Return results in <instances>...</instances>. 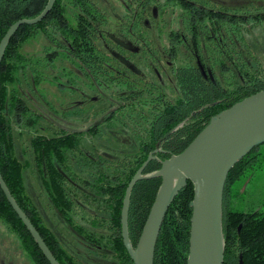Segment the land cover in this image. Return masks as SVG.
Instances as JSON below:
<instances>
[{
    "label": "trees",
    "instance_id": "obj_1",
    "mask_svg": "<svg viewBox=\"0 0 264 264\" xmlns=\"http://www.w3.org/2000/svg\"><path fill=\"white\" fill-rule=\"evenodd\" d=\"M114 1L125 12L120 30L132 40L137 35L146 42L143 57L151 59L157 53L153 42L172 52L177 64L174 102L153 86L152 93L145 95L149 87L141 86L142 79L119 69L121 63L104 42L110 40L102 31L114 18L105 0H55L42 21L18 28L0 63V172L60 264H97V258L134 264L123 244V198L158 140L169 133L130 196L128 232L133 247L161 185V176H152L161 168V160L182 152L214 115L264 89V58L250 40L253 31L264 32V0H239L235 6H218L210 0H143L145 12L157 6V19L134 18L128 14V1ZM47 3L0 0V41L12 24L38 16ZM148 18L156 35L141 24ZM38 46L40 53L32 52ZM77 90L97 96L90 103L98 110L83 120L94 123L88 130H52L37 108L50 99H44L43 93L73 95ZM48 105L54 109L55 105ZM102 116L104 120L95 124ZM17 132L30 136L29 147L53 206L76 235L101 249L85 247L83 239L68 228L75 237L71 244L85 247L82 256L45 223L26 191L27 164L17 155ZM117 133L128 134L132 145H122ZM263 168L264 143L238 161L227 176L223 264H241V260L264 264V212L234 210L232 202L239 190L234 185ZM193 196L194 185L188 180L163 220L154 264H187ZM0 222L16 235L33 264H50L1 186Z\"/></svg>",
    "mask_w": 264,
    "mask_h": 264
},
{
    "label": "water",
    "instance_id": "obj_2",
    "mask_svg": "<svg viewBox=\"0 0 264 264\" xmlns=\"http://www.w3.org/2000/svg\"><path fill=\"white\" fill-rule=\"evenodd\" d=\"M55 0H48L45 9L31 19H20L10 26L0 41V63L5 49L18 28L36 24L52 9ZM264 143V89L234 103L214 115L208 124L179 154L161 162L152 176H161L148 217L136 247L128 232L130 196L134 185L143 178V171L153 158L151 153L130 180L121 210L123 244L134 264H154L157 239L168 209L188 180L194 185L190 203V237L187 264H223V194L230 170L254 147ZM0 186L9 203L37 242L50 264H60L39 231L9 191L0 172ZM241 264H243L241 260Z\"/></svg>",
    "mask_w": 264,
    "mask_h": 264
},
{
    "label": "rangeland",
    "instance_id": "obj_3",
    "mask_svg": "<svg viewBox=\"0 0 264 264\" xmlns=\"http://www.w3.org/2000/svg\"><path fill=\"white\" fill-rule=\"evenodd\" d=\"M214 2L222 3L227 6H235L241 3L239 0H214ZM106 3L114 15L113 20L111 19L112 25H109L106 29L107 34L109 30L110 37L118 42V44L124 46L123 41H125L126 44V42L129 40L115 37V32L113 31L115 29V25L123 20V17L118 15V13L122 14L120 12L121 8L118 10V3L114 0H107ZM114 5L116 6L115 8ZM250 40L253 43V46L262 54L264 58V32L260 29L253 31L250 35ZM129 45L130 43H127V46ZM40 49L41 47L38 46L35 50L32 49V52L39 54ZM112 52L120 59L125 60V57L118 54L115 50H112ZM54 90L57 91V89ZM43 94V98H50V102L48 100H44V107L42 105L36 107L38 110L40 109L39 111L42 114L45 115V124H49L52 130H54L55 127H70L71 130L80 129L78 126L71 124L67 118V115L69 116L71 113L66 111L68 108L66 106H60L61 104L65 103L68 98H70V100L75 98V94L70 95L69 91L64 93H50L48 96L47 92ZM66 96H68V98H66ZM39 99L41 98L39 97ZM70 100H68L67 103ZM57 102L61 104H58ZM48 103H50V105H55L53 106L54 109L48 107ZM36 105H38V103ZM75 105L77 107L80 106L79 101H77V103H70V107H74ZM65 112L66 114H64ZM87 125H85L83 128H85ZM15 135L17 155L23 163L27 164V168L24 169V183L26 186V191L29 193L36 205L40 208L45 223L52 228L61 241H63L67 247H71L76 253L85 256L84 253L81 252V250H85V247L82 244L77 247L78 249L71 244V241H74L75 237L68 230L70 226L64 222L60 216L55 214L47 204L48 195H46V190L43 186L40 173L34 161V155L32 154L31 148L29 147V134H27V132L23 134L17 132ZM121 138L122 143L127 144V142H130L128 137ZM234 188L239 189L237 192V197L235 196L232 199L234 210H255L264 212V168L253 173V175L249 177L248 180L246 179L244 181L237 182L234 185ZM105 263L112 264L110 262ZM0 264H33L27 253L21 248L16 235L11 233L6 225L2 222H0Z\"/></svg>",
    "mask_w": 264,
    "mask_h": 264
},
{
    "label": "flooded vegetation",
    "instance_id": "obj_4",
    "mask_svg": "<svg viewBox=\"0 0 264 264\" xmlns=\"http://www.w3.org/2000/svg\"><path fill=\"white\" fill-rule=\"evenodd\" d=\"M106 1L107 0H105V2ZM120 1H123V2L124 1H128V4H127L128 14L132 15L134 18L135 17H140V16H147V15L151 16V17H149L151 19L153 17L156 18V19L159 17L160 11H159V9L157 8L156 5L150 6V9H149L150 13H148L147 11L145 12L146 6L143 5V3H142L143 0H120ZM210 1L212 3L218 5V6H221V5L222 6H227V5H224L222 3H215L214 0H210ZM196 5H197V3H196ZM198 5H200V4H198ZM119 8H118V10H119ZM120 12L122 14L118 13V15L123 17V15H125V12H122V9L120 10ZM175 12L178 14L177 11H175ZM112 16H114V15L112 14ZM149 18L148 19H141L142 20L141 24H142V26L144 28L145 27L148 28L153 35H156L155 29L153 28V25H152L151 20ZM120 24L121 23L119 22L118 24L115 25V29L113 30L115 32L114 36L118 37V38H123V39L129 40L128 42H126V44H125V41H123V45L125 47L120 45V44H118V42H116L115 40H113L110 37V35H109L110 31L109 30H108V34H107V30H106L107 28L103 29V31H102L103 34L110 40V42L104 41L105 44H106L107 49L112 54H113L112 50H115L118 54H120L121 56L125 57V60H122L118 56L113 54V56L121 63V65L118 66L119 69H123L125 72H127V73H123V74H125L127 76H129L128 74H130V72H131V74L133 73L136 76H138L140 79H142L141 80V86H144V89H147V87H149V89L145 92V95H148L149 93H152L153 90H151V88L153 86L154 88H156L158 90V92L159 91L161 92V94L163 95L164 98L166 97V98L169 99L170 102H174V100H175L174 96L178 94V91H177V89L175 87V78H174V76H175L174 71H176V69H177V64L173 60L174 56H173L172 52L169 53L168 50L165 49V47L163 48V46L160 43H158V42L154 43L153 42V44L156 46L157 53L155 52L153 54V56L151 58L152 60L143 57L142 56V51L146 47L145 46L146 42L143 39H141V42H140V39L138 38L137 35H134L135 36L134 40H132L129 37L125 36L124 33L120 30V28H121ZM127 43H130V45L127 46ZM147 47H148V45H147ZM111 48H113V49H111ZM77 91H79V92L78 93H75V92L73 93V94H75V98L70 100V98H68V96H66V98H68V99L66 100L65 103L61 104L60 106H62V107L66 106L69 109V110L67 109L66 111H69L68 113L71 112L69 116L67 115V118L69 119L71 124L78 126L80 128L79 130H88L92 126V124L94 122H92V121H90L88 119H87V122H84L83 120L85 118H88L89 115H87V114H89V113L92 114L96 110H98V106L97 105H92L90 103V100L97 101L98 98H97L96 95H94L92 93H82L81 90H77ZM160 97H161V95L159 96V98L157 100L159 103L161 102L160 101ZM68 100H70V101L67 103ZM77 101H79V105L80 106L77 107L75 105L74 107H70V103L71 102L77 103ZM83 113H85V114H83ZM64 114H66V112ZM104 118H105V116L103 118L99 119L95 124L102 122L104 120ZM85 125H87V126L85 128H83ZM55 128L56 129H65V130H68V131H79V130H76V129L71 130L70 127H67V128H63V127L57 128V127H55ZM168 135H169V133H167L165 136H163L161 139H159L157 144H156L155 149L149 153V155L151 153L153 154V158L152 159H156L157 158L156 154L159 152V150H161L159 145L161 144V141H163ZM121 137H128L130 139L128 134L117 133L116 134V138L124 146L132 145L131 139H130V142H127V144H126V143H122L121 142V139H122ZM173 155H175V154H173ZM147 158H146V160H147ZM169 158H167V159H169ZM164 160H166V159H164ZM162 161L163 160H161V162ZM87 190L88 189H83L84 192L88 193ZM75 191H77V189H75L74 192ZM125 192H126V190H125ZM46 195H48L47 204L49 205V207L53 210V212L55 214L60 216L62 218V220H64V222H66L65 218L62 216V214L53 206L52 200H51L50 195L48 194L47 190H46ZM66 223L68 224V222H66ZM71 233L73 235L74 234L76 235V232H74L72 230H71ZM76 236L78 238H82L83 239L84 243H82V244L85 247L93 248L94 250L101 249L98 246H95L93 243H90L86 238H83V237L79 236L78 234ZM97 260H98L97 264H106L105 262H108L106 260H102V259H99V258H97Z\"/></svg>",
    "mask_w": 264,
    "mask_h": 264
}]
</instances>
